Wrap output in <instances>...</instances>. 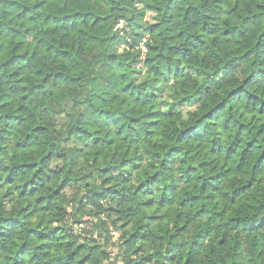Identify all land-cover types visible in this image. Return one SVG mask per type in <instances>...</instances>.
I'll return each instance as SVG.
<instances>
[{
  "label": "clouds",
  "instance_id": "clouds-1",
  "mask_svg": "<svg viewBox=\"0 0 264 264\" xmlns=\"http://www.w3.org/2000/svg\"><path fill=\"white\" fill-rule=\"evenodd\" d=\"M258 113L264 0H0V264H264Z\"/></svg>",
  "mask_w": 264,
  "mask_h": 264
},
{
  "label": "trees",
  "instance_id": "trees-1",
  "mask_svg": "<svg viewBox=\"0 0 264 264\" xmlns=\"http://www.w3.org/2000/svg\"><path fill=\"white\" fill-rule=\"evenodd\" d=\"M20 15H23V13H21ZM100 19V18H98ZM152 27H155V25H153ZM227 32V30H225ZM245 55H247V53H245ZM17 59V57H11L8 61H6L7 64L9 65H12L13 64V61ZM147 62V61H146ZM177 72L181 71V69H177L176 70ZM181 77L179 76H175L174 79L176 80H179ZM251 78V77H249ZM237 89L233 88L232 91H236ZM257 99H259V97H257ZM219 106V103L217 104H209V108H208V111L203 113L200 117V119H203L204 117L208 116L209 115V112L211 111H215V108ZM260 115H264V113H258ZM199 121L197 120L196 122H193L192 124L189 125L188 128L184 129L185 132H188L192 129H195V125L196 123H198ZM192 140H193V136H189L188 140H187V143L188 144H191L192 143ZM177 143H179V140H177ZM250 145L252 144V141H249L248 142ZM176 147V144H172L169 146V149L168 151L171 152L174 148ZM244 151H248V148H245ZM237 153H239V155L241 156V158H243V153L240 152L239 149H237ZM253 153L254 154H257L258 158L256 159V162L255 164H253V168H255L256 164H260L261 163V160L264 159V152H258V150L253 147ZM21 168L25 167L24 165H20ZM28 167H32L31 165H28ZM201 167H203V164H201ZM187 171V170H186ZM11 176V173L9 174ZM224 175V172L221 170V169H217L216 173L211 177V179H215L216 177L218 176H223ZM11 182V181H9ZM34 181L33 180H30L28 183L31 184L33 183ZM25 189H28V184H25L23 186ZM240 187H244V188H247L248 187V184L245 183L243 185H240V186H237L235 188H233V193L236 192V191H239L240 190ZM198 189L197 191H189L187 194H184L182 193V196H184V199L185 200H191L194 202V204H199L200 203V194L201 192L204 191V183H200L198 185ZM249 191H251V189H249ZM24 193H22L23 195ZM228 194V193H226ZM249 207H256V208H259V207H264V203H261V204H257L255 202H249ZM199 211H204L203 208H200ZM198 214V213H197ZM217 215H219V212H217ZM235 218V217H233ZM8 223V227L9 228H13L15 226L16 223H18V221H11V222H7ZM133 235H135V233H133ZM184 264H187V261L185 260L184 261Z\"/></svg>",
  "mask_w": 264,
  "mask_h": 264
},
{
  "label": "rangeland",
  "instance_id": "rangeland-1",
  "mask_svg": "<svg viewBox=\"0 0 264 264\" xmlns=\"http://www.w3.org/2000/svg\"><path fill=\"white\" fill-rule=\"evenodd\" d=\"M170 110V109H169Z\"/></svg>",
  "mask_w": 264,
  "mask_h": 264
}]
</instances>
